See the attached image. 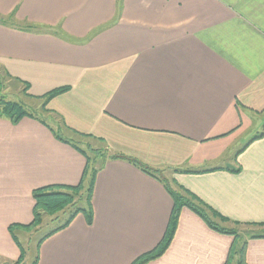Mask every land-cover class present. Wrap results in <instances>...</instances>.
Listing matches in <instances>:
<instances>
[{
  "label": "crops",
  "instance_id": "0c3cea01",
  "mask_svg": "<svg viewBox=\"0 0 264 264\" xmlns=\"http://www.w3.org/2000/svg\"><path fill=\"white\" fill-rule=\"evenodd\" d=\"M0 18L2 73L40 110L69 88L46 120L0 117V264L19 259L9 227L31 224L32 192L81 182L86 155L60 128L155 175L100 163L91 222L45 238L35 264H132L163 240L169 191L249 232L220 234L183 207L146 264H237L242 246L264 264V0H0Z\"/></svg>",
  "mask_w": 264,
  "mask_h": 264
},
{
  "label": "trees",
  "instance_id": "16d2710c",
  "mask_svg": "<svg viewBox=\"0 0 264 264\" xmlns=\"http://www.w3.org/2000/svg\"><path fill=\"white\" fill-rule=\"evenodd\" d=\"M5 20L0 18V24H4ZM37 29V28H34ZM2 78L0 77V90L2 88ZM28 90V85L23 84L22 93L24 96L28 97L26 94ZM69 91V88H59L56 90H53L49 92L48 94L38 98L41 101V108L42 110H45L46 105L51 101L53 98ZM0 117L8 120L11 124L16 125L21 121L23 118H34L33 115L29 114L25 108L14 102L5 101L3 98L0 100ZM81 137H84L85 135L78 134L76 132H73ZM56 139L59 141H62V139L59 136H56ZM110 159H121V160H127L129 163H131L133 166L140 169L142 172L150 175L155 173L151 171L146 166L138 163L136 160H130L124 157H117L112 156ZM86 168L84 170L81 182L76 187H49V188H43L34 190L32 192V198L34 200V207H33V220L30 225L28 226H20V225H13L9 227V233L13 235V240L17 244L19 251H20V258L19 261L22 260L24 256V251L17 242V240L14 237L15 230H29L33 227H37L40 225V216L41 215H55L57 213H67L66 219L62 224H60L56 229L52 230L50 233H48L45 237H43L41 240H39L38 246L45 238L52 235L53 233H56L57 231L61 230L62 228L69 225V223L72 221V219L78 215L82 214L85 218V221L89 224L92 220V211L90 206L91 196H92V190L94 185V179L98 172L97 169H94L92 167V163H89L88 158L86 157ZM174 202V206L171 212L169 225L167 228V231L163 237V240L161 243L157 246V248L149 253H146L139 257L137 260H135L132 264H146L149 261H152L158 257H160L164 251L167 249L171 238L173 236V233L176 228L177 218L178 214L181 208L186 207L190 209L192 212H194L197 216H199L205 224L215 232H218L220 234L230 235L232 237H236V234L228 229L220 228L219 226H216L213 224V222L210 219L211 215H215L218 219L222 220L221 222H226L224 218L217 216V214L205 209L204 206H201L199 203H195L185 200L182 197H178L175 194H173L171 191H169ZM78 200V201H76ZM77 202H84V207H77L75 204ZM79 205V203H78ZM76 207V208H75ZM211 214V215H209ZM244 246L238 249H232L231 250V257L237 256V264H245L244 256H243ZM19 261L15 264H18Z\"/></svg>",
  "mask_w": 264,
  "mask_h": 264
},
{
  "label": "rangeland",
  "instance_id": "374dc122",
  "mask_svg": "<svg viewBox=\"0 0 264 264\" xmlns=\"http://www.w3.org/2000/svg\"><path fill=\"white\" fill-rule=\"evenodd\" d=\"M2 71L3 70H0V77L2 78V84H3L0 90V100H2L3 98L5 101L18 103L22 105L25 108V110L29 114L33 115L35 118L38 117L41 120H43L42 118H44L46 120L47 116L45 117V115L43 114L44 112L39 109L40 108L39 103L24 96L22 93L23 86L22 88L18 87V85L13 80H10V78L6 77L5 74L2 73ZM49 121L57 124L60 127V123L56 122L55 118H52ZM60 129L63 131L62 128ZM62 131L60 133L61 137L70 138L71 141L82 147L86 157L89 160V163L93 164L92 167L94 169H98L100 163L105 162L106 160L110 159V157H112V155L107 150H105L102 145L97 143H92L89 141V139H86L84 137L68 134L66 132L63 133ZM75 206L84 207L85 203L77 202ZM67 215H68L67 213H57L55 215H48V214L41 215L40 216L41 222L39 226L33 227L29 230H20V229L15 230L14 236L19 241L20 246L24 251V256L22 260L20 261L19 259L17 260V262L19 261L18 264H35L39 240H41L48 233H50L52 230L56 229L60 224H62V222H64V220L66 219ZM210 219L212 222H215L220 228L233 231L237 237H240L239 236L240 233L241 235H243L246 232L245 231L246 229H244L243 232H240L239 229L235 227L236 225L234 224L231 225L226 222H221L222 220L218 219L215 215H211ZM218 222H220L221 224H219ZM247 232L245 235H247Z\"/></svg>",
  "mask_w": 264,
  "mask_h": 264
}]
</instances>
